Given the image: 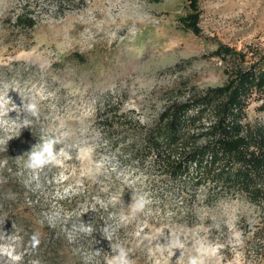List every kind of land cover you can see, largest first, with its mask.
I'll use <instances>...</instances> for the list:
<instances>
[{
    "label": "rangeland",
    "instance_id": "rangeland-1",
    "mask_svg": "<svg viewBox=\"0 0 264 264\" xmlns=\"http://www.w3.org/2000/svg\"><path fill=\"white\" fill-rule=\"evenodd\" d=\"M196 2L197 34L181 21L189 0H0V232L28 258L264 264L256 206L173 177L167 147L143 146L169 103L264 64V0ZM263 98L248 120L264 124Z\"/></svg>",
    "mask_w": 264,
    "mask_h": 264
},
{
    "label": "trees",
    "instance_id": "trees-1",
    "mask_svg": "<svg viewBox=\"0 0 264 264\" xmlns=\"http://www.w3.org/2000/svg\"><path fill=\"white\" fill-rule=\"evenodd\" d=\"M181 18L183 27L199 33L196 0ZM21 20L17 15L16 22ZM28 25H33L30 19ZM214 54L244 60V53L228 45ZM264 92V64L237 63L225 83L207 87L183 101L169 103L156 121L141 130L143 146L160 154L165 171L188 177L211 193L243 197L259 211L264 230V124L248 120V99ZM211 110L209 121L204 120ZM259 109H264V98ZM194 173V174H193Z\"/></svg>",
    "mask_w": 264,
    "mask_h": 264
},
{
    "label": "bare ground",
    "instance_id": "bare-ground-1",
    "mask_svg": "<svg viewBox=\"0 0 264 264\" xmlns=\"http://www.w3.org/2000/svg\"><path fill=\"white\" fill-rule=\"evenodd\" d=\"M20 240V235L15 232H0V264H38L36 259L28 258L27 250H21Z\"/></svg>",
    "mask_w": 264,
    "mask_h": 264
},
{
    "label": "clouds",
    "instance_id": "clouds-1",
    "mask_svg": "<svg viewBox=\"0 0 264 264\" xmlns=\"http://www.w3.org/2000/svg\"><path fill=\"white\" fill-rule=\"evenodd\" d=\"M33 161L35 165L43 163L42 154H35ZM110 264H130V262L127 259L126 253L123 251V249H121L119 254L114 257L112 261H110Z\"/></svg>",
    "mask_w": 264,
    "mask_h": 264
}]
</instances>
